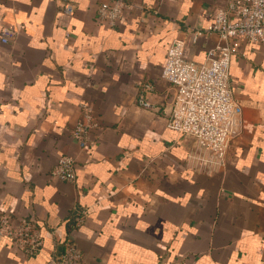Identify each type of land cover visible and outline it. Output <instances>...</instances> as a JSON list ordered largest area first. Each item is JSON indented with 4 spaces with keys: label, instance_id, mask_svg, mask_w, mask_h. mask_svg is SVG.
I'll list each match as a JSON object with an SVG mask.
<instances>
[{
    "label": "crops",
    "instance_id": "crops-1",
    "mask_svg": "<svg viewBox=\"0 0 264 264\" xmlns=\"http://www.w3.org/2000/svg\"><path fill=\"white\" fill-rule=\"evenodd\" d=\"M105 1L0 0V220L32 221L43 240L29 253L0 229V264H50L67 243L87 264H264V43L232 57L243 127L207 173L167 124L162 66L174 38L230 0H131L113 26L97 17ZM3 27L17 30L7 43ZM217 39L187 57L203 61ZM142 82L151 109L137 104ZM83 105L98 125L86 147L71 133ZM61 155L74 180L51 175Z\"/></svg>",
    "mask_w": 264,
    "mask_h": 264
},
{
    "label": "built area",
    "instance_id": "built-area-1",
    "mask_svg": "<svg viewBox=\"0 0 264 264\" xmlns=\"http://www.w3.org/2000/svg\"><path fill=\"white\" fill-rule=\"evenodd\" d=\"M136 6L131 0H108L97 11L99 21L113 26L126 11ZM64 11L72 14L73 6ZM17 30L3 27L1 41L7 43ZM215 34L216 43L206 50L203 61L187 57V50L202 37ZM240 41L264 43V0H230L219 8L212 23L206 27L191 26L183 36L176 37L169 45L162 76L172 85L174 92L170 103L167 124L170 128L193 139L191 157L197 165L212 173L226 166V157L231 142L240 135L243 127L241 107L234 96L230 78L232 57L238 51ZM155 86L140 83L137 104L153 108L150 94ZM83 115L73 126V137L86 147L93 129L98 126L93 110L83 105ZM76 159L61 155L51 175L62 180H74ZM0 229L16 238L26 251L36 253L43 240L34 222L25 221L13 226L7 216H2ZM51 264H87L80 250L67 243L65 251Z\"/></svg>",
    "mask_w": 264,
    "mask_h": 264
},
{
    "label": "trees",
    "instance_id": "trees-1",
    "mask_svg": "<svg viewBox=\"0 0 264 264\" xmlns=\"http://www.w3.org/2000/svg\"><path fill=\"white\" fill-rule=\"evenodd\" d=\"M30 253V252H29Z\"/></svg>",
    "mask_w": 264,
    "mask_h": 264
},
{
    "label": "water",
    "instance_id": "water-1",
    "mask_svg": "<svg viewBox=\"0 0 264 264\" xmlns=\"http://www.w3.org/2000/svg\"><path fill=\"white\" fill-rule=\"evenodd\" d=\"M51 264V263H50Z\"/></svg>",
    "mask_w": 264,
    "mask_h": 264
}]
</instances>
